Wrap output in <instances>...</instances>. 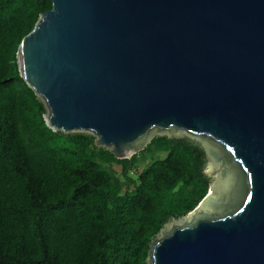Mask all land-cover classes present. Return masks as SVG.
Segmentation results:
<instances>
[{"label": "water", "instance_id": "obj_1", "mask_svg": "<svg viewBox=\"0 0 264 264\" xmlns=\"http://www.w3.org/2000/svg\"><path fill=\"white\" fill-rule=\"evenodd\" d=\"M52 2L17 55L50 127L118 159L186 131L234 174L153 235L148 264H264V0Z\"/></svg>", "mask_w": 264, "mask_h": 264}, {"label": "trees", "instance_id": "obj_2", "mask_svg": "<svg viewBox=\"0 0 264 264\" xmlns=\"http://www.w3.org/2000/svg\"><path fill=\"white\" fill-rule=\"evenodd\" d=\"M52 7L0 0V264H148L153 235L208 194L207 152L161 135L118 159L92 132L50 127L17 55ZM154 150L165 156L137 169Z\"/></svg>", "mask_w": 264, "mask_h": 264}, {"label": "rangeland", "instance_id": "obj_3", "mask_svg": "<svg viewBox=\"0 0 264 264\" xmlns=\"http://www.w3.org/2000/svg\"><path fill=\"white\" fill-rule=\"evenodd\" d=\"M161 135H166L169 138H176V139H186L188 141H195L198 144H200L205 150H207L206 145L209 143L207 139L201 138L199 136L192 135L190 133H187L186 131H177L174 133L166 132L162 133ZM165 156L164 152H158L154 150L153 152H145L141 153L138 156V164L139 167L137 169L141 170L148 164L152 163L154 160H157L158 158H162ZM116 169H119V167H115ZM206 171H211L212 173L209 174L211 176V186L210 188L215 191V194L218 195L220 192L228 191L229 190V184L234 179V174L230 170L227 173V177L223 178L220 173V165L216 163L213 159L208 157L207 165H206ZM131 174H134L130 171ZM181 220L178 219H170L166 224L168 225V229H171L174 225L180 224Z\"/></svg>", "mask_w": 264, "mask_h": 264}]
</instances>
